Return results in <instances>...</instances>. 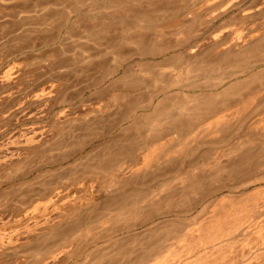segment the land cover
<instances>
[{
	"label": "bare ground",
	"instance_id": "obj_1",
	"mask_svg": "<svg viewBox=\"0 0 264 264\" xmlns=\"http://www.w3.org/2000/svg\"><path fill=\"white\" fill-rule=\"evenodd\" d=\"M88 1L90 0H74L72 3H70L71 13L69 14V21L65 25V28H67L68 27L67 25H69L70 22H72L74 19L75 20L83 19L84 22L85 20H87L86 21L87 23L89 21L88 24L91 28L89 31L91 34L96 35L99 33L98 32L99 31L98 29H100L99 26L105 24L106 19L110 18L111 20L116 19L117 21H119L121 26L124 28L123 32L126 34L125 35L126 37L122 39L124 41L123 42L121 41V43H123L124 45L121 43L119 45L116 44L117 46L109 45V44L107 45L105 49L106 51L105 53H103V56L104 55L106 57H108L109 55L114 56L113 61L115 60L114 63L117 65H115L116 67H114L113 70L111 69V71H109L107 75H105L100 81H98L95 85H93V87L90 88L91 92L98 91V89L102 88L107 83L111 84V86L113 87L115 84L121 82V80H123L126 76L133 74L136 68L151 70L153 68L165 64V62L167 61V59H169L168 57L171 54L176 53L178 50L184 47L186 48L187 42L182 43L180 46L178 45L179 47L176 48L173 47L170 49L166 48V50L163 51L160 50L154 51L153 49L150 50L146 46H144V44L147 43L145 41L150 37L148 38L147 36L148 34L144 33V31L141 30H143L144 28H145L144 30H147L146 28H148L156 33V34L154 33L155 36L158 34L160 37V35H163L165 33L166 29H163V26L162 28L157 26V28L156 27L155 28L157 30L160 29V31H156L153 26H155L156 24L158 25L159 22L167 23L168 22L167 20H172L176 18L179 15V13L181 14V16H183L182 13L185 14L184 16L186 17V19H190V18L193 19L194 16L196 17L198 15L197 13L200 11V10L198 12L195 11L194 10L195 8L192 10V8L190 9L188 7L189 5H187L188 8H186V6L182 9L178 7L179 10H176L177 7H175L176 8L175 11L172 10V12H168V11L164 12L161 11L162 9L160 8L161 7L160 3L162 2V0H96L94 6L89 5ZM202 1L205 3L206 2L208 3L209 1L215 2V0H205V1L201 0V2ZM226 1L227 3H222L223 5L221 4L222 7L219 4L220 2L218 3L215 2L216 3L215 7L218 6L219 8L220 6L222 9L223 7L225 8L228 7L229 5L234 4L236 5L237 8L239 6L245 5L250 0H226ZM203 2L201 3L203 4L202 6H204ZM198 3L196 6L199 5ZM249 4L250 3H248V5ZM159 5L160 7H158ZM211 5L213 4L211 3ZM234 5L233 8L235 7ZM207 7L204 6V8ZM224 8L222 10L219 9L218 10L223 11L225 10ZM103 9H106V11ZM213 9H214V5L213 8L209 10L210 13L211 11L213 12ZM254 9L255 7L252 8V6L250 8H246V10L244 11L245 15L248 16L251 14V16H253L252 13H255L254 11L259 12L260 16L264 14L263 11H259V8L256 10ZM170 13H171V17H167ZM189 16L191 17L187 18ZM219 16L217 15V18H215L216 16L214 18L211 17L210 18L212 20V21L210 20L211 22H204L205 24L209 23L208 25L206 24L207 25L206 30H209L212 27H214L216 19L218 20ZM185 17L184 20L186 21V24L184 23L183 18L182 20L183 23L187 26V20L185 19ZM145 18H147V22H149V19H151L150 22L147 23L145 21L146 20ZM197 18H194V20L198 21ZM260 18L261 17H259V20L262 19ZM252 19L250 20L252 21ZM157 21L159 22L155 23ZM145 22L148 25H146ZM188 22L190 21L188 20ZM256 22L258 21L256 20ZM143 23L145 25H143ZM262 23L261 24L259 23V25H262ZM167 24L165 26L166 28H167ZM181 24L182 22H180L179 25ZM205 24L197 25L198 29L199 28L201 29V26L202 25L205 26ZM169 25L171 24L169 23ZM189 25L191 27L192 24L190 23ZM259 25L258 28L262 29V27H259ZM192 26L195 27L194 24ZM204 26H202L203 28L200 31H197L196 34L194 32L195 35L192 37H195L197 41L193 46L190 47L188 46L189 47L188 50L192 51V49L195 50L199 49V47L201 46L200 44L201 42L199 43L198 40L202 36V34H204L203 33L205 28ZM255 26L252 29H250L251 31L249 30L247 32L257 31ZM182 27H183L182 30H184L185 27L184 26ZM224 27L225 28L222 29L223 31L225 30L224 33L222 31H218L221 28L217 30L219 34L217 33L215 34L212 32L210 34L208 33L207 34V36L209 35L208 39L209 40L212 39L211 41L213 42V40L215 41L221 38V40L219 39L221 43H219V41L215 43H219V46L223 44L226 41L223 40L224 39L223 35H225L228 29V28L226 29L227 26L224 25ZM140 28L142 29L140 30ZM168 29L169 30L167 31L173 32L172 30L170 31L169 27ZM196 29H194V31H196ZM253 29L256 30L252 31ZM214 30L215 28H213L212 31L214 32ZM259 30L260 29H258V31ZM148 31L149 30H147V32ZM167 31L166 34L168 33ZM245 32H246L245 30L242 31V29L240 30V28H238L237 30L234 28V30H232L231 33L230 32L228 33L232 34V36L234 35L236 40H238L240 43V40L246 41L247 37L244 34ZM260 32L261 31L254 33L259 35ZM221 33H223V35ZM185 34L187 35L186 32ZM252 34H250L251 37L254 38L258 37L256 35L252 36ZM184 35L182 34V39L184 37H185L184 39L188 37ZM163 36H165V34ZM207 36L205 37L207 38ZM250 36L249 38H251ZM206 38L204 39L207 40ZM234 39H231L229 41L233 40L234 42ZM187 40H189V38H187ZM231 43L226 42V44L224 45L225 47L223 46L222 55L214 63L202 67L198 66V68L196 66L195 67L189 66V68L184 69L186 75L189 76L194 75L195 78L218 79L219 81L218 83H216L215 85L213 83V86L211 88L209 87L212 90V92L220 90L226 84H229L228 82H232L234 80H237V82H239L240 79L244 80L248 77H251V79L254 77L257 78L256 76H258V74L262 73L263 72L262 70H264V50L259 51V48H257L258 50L254 48L256 50L254 51L252 48L253 51H251L249 54H247L246 51H242L240 49L236 50V52H231L230 50L232 49L233 46V45L231 46ZM131 44L135 45L136 47L133 50L131 49L125 52L126 47L124 48V46L127 45L128 47L129 46L132 47ZM260 44H257L256 47L263 46L262 42ZM216 46H218V44ZM225 48L227 50H225ZM188 50L185 49V51ZM194 51L191 53H195ZM105 56L104 58H106ZM222 66H228L231 68L233 67L232 69L233 72L230 76H227L228 78H225L222 74L221 75L218 74L219 72H221L219 70ZM53 87L54 85L50 86L49 88L41 89L39 93H36L34 95L35 98L41 99L51 96L53 94V89H54ZM175 92H185V88L169 86V87H162L160 89L152 90L151 92L149 91L148 95L146 94L143 95L144 97L149 96L147 102L142 101L145 100V98L142 95L140 96L142 99L141 98L139 99V97L138 99L133 96L131 97L130 89L126 90V94L124 95V97L120 96L121 94L119 93H111L109 95L110 98H109L108 107L114 109L123 108L124 111L119 115L117 122L107 128L108 130L102 128L101 126L102 123L100 119L97 120L98 114L92 112L91 115H89L81 123H76L69 125L67 127H63L59 132L58 131L57 133L54 132L55 138L53 137V140L51 141L49 140L48 142L44 141V138H47L46 133H49L46 130L47 127L45 128L44 126L42 128L30 127L27 128L25 131L23 129L24 132L22 131V133L19 132L20 134H12L5 141L3 139L4 142L0 143V169L6 168L8 170L7 173L5 174V179L2 182H0V188H3L5 186L12 187L15 185H19L21 192L26 191L29 192L30 195L32 193V198H33V199L31 198L33 201L31 205L33 206L29 207L30 206L29 204L28 206L29 209L21 213L20 217L18 218L16 217L17 218L16 222L14 220L15 224L17 222H21L22 220L28 219L29 221L31 220L30 224H28V228L29 226H31L32 228V226L34 227L44 223H46L47 225L48 222H51L50 221L51 218H54L52 216H55L52 214L51 216H49L47 214L50 208L64 206V205L65 206L71 205L73 207L75 206L85 207L89 204L91 200L94 199L95 196L101 195L109 200V203L111 204L107 206L109 209L107 208L106 212L102 210L104 213L103 212L100 213L101 216L100 215L98 216L94 213L97 219H95L94 221L90 220L91 223L88 220L90 219L92 213L89 215V218L85 216L88 219V220L86 219V221H88L86 222L87 224L82 223L81 225L80 223V226H84V227L78 226L80 229L77 228L75 225L74 227L77 228L78 230H76L75 233L70 231L72 233L70 235V238H68L70 240L71 237L73 236L72 243L71 240L70 242L66 241V244L72 245L73 242L75 243L78 240H79L78 242H83L84 239L85 241L87 239H91L92 241L88 240L89 242H91L90 245H88L89 247L94 246L102 249L104 248H109V249L111 248L110 250L113 249L114 253H110L109 252L110 250L105 251L106 252L105 256L107 255V258L105 256L104 257L101 256V254L98 255L97 253L98 257L101 256L102 258L99 261L95 260L97 261L96 264H197L198 261L200 262L202 258H205L208 255L217 256V255L225 254L226 252L229 253V251L233 250L234 249L233 243L236 242V241L234 242V240L236 239V237H238L237 236L238 234L240 235L241 233L247 231L245 230L246 227L247 229L250 230L252 229L257 233L259 238L258 247H261L262 244H264V191L259 192V194H256L257 196L255 195L256 198L252 199V202L245 203L241 208L237 210L231 211L234 208H236L233 207V209L231 210L228 209V211L227 210L219 211L217 209L220 208L222 209V206L220 204L225 200L222 199L221 201L219 199L213 202L214 201L213 198L219 196L220 194H223L226 190H229L230 192L231 187H222L219 189L217 188V190H209L210 188L209 187L207 188L208 183L211 182L213 183L217 179V177L219 176L221 177L222 175L224 176L227 175L229 177L234 173H236L235 171H238L237 169L239 167L235 170L234 167L231 169V166L233 165L231 166L229 165V167H227L228 165L223 166L222 164L224 163L221 164V162H224L225 160L223 161L222 158L224 159V157H226L225 159L227 160L228 157L229 160L230 159L229 157H232L231 155H233L232 159H234V162L236 160V162L239 163L241 158L244 159L245 156L249 157L248 152L246 151L247 147L245 146L247 145L245 144L247 140L245 141L244 139L243 140L241 139V141H244L245 143L242 145H240L241 143H237L239 145L235 148H233L232 145H231L232 148H230V145L227 144L228 145L227 147L229 148H227L228 150L226 151H228V153L226 152L227 154L225 153L219 154L220 156L216 155L218 156V158H216V156L215 158L214 157L212 158L213 160L215 159L214 162H210L209 158H205L206 154L204 156L201 154V156L204 157V159L209 160V162L207 160L202 161L203 158L201 157L202 158L201 163L200 162L192 163L193 161L191 160L196 154L195 153L196 150H198L200 146L198 144L197 146L199 147L192 148V143H191L192 140L190 139L188 141L191 142H186L187 144L185 142H184L185 144H183L182 139L181 141L178 140V137L181 138L187 135V132L190 131L187 125H186L187 127L180 125L179 122L183 121V119L180 118L181 120L178 121L179 119L176 116H174V118L176 117L177 119H174L172 114L169 115L172 116L171 118H173V120L171 119L170 121L173 122L172 123L169 122L171 124L170 125L171 127H169L168 129H165L161 124L162 116L159 115V112L155 116H151V117L147 116V118H145L147 119L145 123H140L142 121L139 122L140 118H142L140 117L138 120L139 114L142 115L141 113L144 114L147 112L150 113V111L153 112L154 109H156L157 107L156 104L159 99L161 100L162 97L167 98V96ZM125 99H127V101L122 102ZM243 104L244 103H242V106ZM97 107H98L97 109H99L100 114L102 112H108L102 110L103 108L102 104H100ZM257 107L259 108V106ZM158 109L159 106L157 110ZM69 110H72V103L71 104L67 103L66 105L62 106L61 110L59 111L60 114L59 116L65 117V115L68 113ZM196 111L197 109L195 110V112ZM225 111L224 112L220 111V113L218 112L219 114H216L215 118L213 117L214 118L213 123L215 125H219L222 122L225 123L224 121L227 122V120H229L227 118L232 116L231 115L232 113ZM155 112L157 111L155 110ZM181 116L182 114L180 113L178 117ZM32 117L30 119H32ZM149 117L150 118L153 117V119L150 120ZM261 117L260 120L264 122V118L261 119ZM167 119L169 118L167 117ZM177 122L179 123L178 125ZM246 124L247 122L245 123V125ZM262 125L264 127V123ZM185 128L188 130L185 135L181 136L180 134L183 132V129ZM242 128H244V126ZM129 129L130 130L132 129L131 131H133L134 133L133 137H131L129 140L126 139V141L125 140L119 141L115 139V136L116 134L119 133L118 132L119 130L122 131L126 130V132H128L127 130ZM130 130L129 132H131ZM126 132L123 133L126 134ZM175 135H178V137ZM183 139L184 141H187L185 140L184 137ZM241 141L240 139L238 140V142ZM188 143H190L191 146H189ZM249 143L250 142H248V144ZM217 152L219 153V150ZM249 152H251V149ZM245 153H247V155ZM234 156H236V158ZM220 158L222 161L220 160ZM227 163L229 164V162ZM239 165H244V164L240 163ZM241 167L239 168V172L242 171ZM235 175L237 176V174ZM243 187L246 186L244 185ZM206 188L208 191L205 190ZM196 198H200L197 199L198 200L197 205L195 207H193V204L192 206H190L191 202ZM219 206L221 207L219 208ZM94 214L92 216H94ZM205 214H206V218L203 219L202 222H196L198 216H199L198 218L199 220L200 217ZM39 216H42L44 218L39 220L38 219ZM94 217L92 218L94 219ZM9 218L8 217L4 218V214L0 215V222H1L0 227H2L0 228V235L2 237H9L10 239L12 236H14L16 233H18L21 230L13 231L10 233L5 232L3 228L12 222L11 221L12 219ZM185 221H187L188 223L190 222V224H188ZM180 223L181 225L187 223L189 226L186 224L187 228L183 227L184 229L178 231L179 228L176 229L175 227ZM171 228H175V231L174 229L172 230ZM26 230L29 232L27 228ZM97 230H100V232L96 233ZM143 237L145 238L148 237V239L150 238V240L147 239L148 241L145 243L142 242L137 243ZM81 238H84L83 241H81L82 240ZM144 239L142 241H144ZM88 241L86 242L87 244ZM250 241L251 239L249 240V242ZM123 245H126V247H124ZM241 247L243 249V246ZM63 248H65V246ZM90 251H88V253H90ZM234 252L233 254H235ZM108 254H110L109 257ZM244 255L242 254V257H239L241 258V260L239 259L238 261H240L241 264L242 262H244L242 261L243 259H245L244 257H247L246 255L245 256ZM219 257H221L222 260V256ZM253 258H249L247 259V261L245 259L246 261L245 264L247 262H248L247 264H264V257L261 258V255L258 256L256 255V257ZM56 259L57 258H55V260ZM217 259H213V260L217 262ZM224 259L225 258H223V260ZM52 260H51L52 262L51 264L53 263L55 264L56 261L54 259ZM213 260L211 262L205 259V262L206 263L209 262L207 264H217ZM252 260H254V262ZM226 261L228 262V260ZM91 262H93V260ZM221 262H222L221 264H225L223 263V261ZM228 263L230 264L231 260Z\"/></svg>",
	"mask_w": 264,
	"mask_h": 264
},
{
	"label": "rangeland",
	"instance_id": "obj_2",
	"mask_svg": "<svg viewBox=\"0 0 264 264\" xmlns=\"http://www.w3.org/2000/svg\"><path fill=\"white\" fill-rule=\"evenodd\" d=\"M73 1L74 0H0V133H3L0 134V143L4 142L12 134H20L19 132L22 133L23 129L25 131L30 127L42 128L43 126L45 128L47 127L46 130L49 132L46 133L47 138H44V141H51L53 140V137L55 136V133H57V131L59 132L63 127L81 123L84 119L91 115L92 112L98 114L97 120L100 119L102 128L107 129L109 126H112L117 122L119 115L124 111L123 108L114 109L108 107L110 98L109 95L111 93H119L121 94L120 96L124 97V95L126 94V90L130 89L131 97L133 96L137 99L139 97L140 99L141 95H148L149 91L151 92L152 90L160 89L162 87H183L185 88V92H175L167 96V98L162 97L161 100L159 99L160 102L159 100L157 101V107L153 112L150 111V113L147 112L144 114L141 113L142 115L139 114L138 120L140 117H142L140 118L139 122L142 121L140 123H145V121H147V119H145L147 118V116H155L159 112V115L162 116L161 124L165 129H168L169 127H171L170 123L173 122L170 120H173L174 116L179 119L178 121L183 119V121L179 122L180 125H183L185 127L188 126V129H190L189 132L191 133L187 132L188 129L185 128L180 134L181 136H183L187 132V135L183 136L187 141H184L183 137L180 138L178 137V135L175 136H177L178 140L180 141L182 139L183 144H185L186 142H191L188 141L189 139L192 140V148H197L200 146V148L198 149L199 151L196 150L195 152L197 155H194V157H197H193L191 160L193 161L192 163H201L204 160L206 161L207 159H204L201 154L203 156L206 154L205 158H209L210 162H214L215 159L213 160L212 158H215L216 155L220 156L219 154L228 153V151H226L228 150L227 148H229L227 147L228 145H230V148H235L239 145L237 143H241L240 145L244 144L245 142L241 141V139H244L245 141L247 140V142L245 143L247 145H250L251 143L250 146L245 145L247 147L246 151L248 152L249 157L245 156V158L243 157L244 159L241 158L239 163H237L236 160L234 162V159H232L233 155H231L232 157H229L230 161L228 160V157L227 160L225 159L226 157H224V159L221 157L223 161L225 160L229 162V164L225 161L221 162L222 160L220 158L221 164L224 163L222 164L223 166L228 165L227 167H229V165H233L231 166V169L234 167L235 170L238 167L240 168L242 166V171L239 172L238 168V171H235L236 173L233 174L234 176L231 175L228 177L227 175H222L223 177L219 176L220 178H215L216 180L214 179L215 181L213 183H208L207 188L209 187V190H217V188L219 189L222 187H231L230 189H233L232 191L230 190V192L229 190H226L223 194H220L219 196L213 198V202L219 199L221 201L222 199L225 201L227 200L226 202H221L220 205L222 206V209L220 208L221 206H219L220 209L217 210L228 211V209L231 210L233 209V207L236 208L231 211L237 210L241 208L245 203L252 202V199L256 198V194H259V192H263L264 127L262 124L264 122L260 120V117L262 116L261 119L264 118V70H262L263 72L256 76L257 78H243L244 80L240 79V81L238 80L239 82H237V80H234L232 82H228L229 84H226V87L224 86L223 88H221V91L218 90L212 92L210 88L213 86V83L215 85L219 82L218 79L195 78L194 75H192L193 77L186 75L184 69L189 68V66H196L198 68V66L202 67L214 63L222 55L223 46L226 44V42L234 43H231V46L233 45L232 49L230 50L231 47L229 48L231 52H236V50L240 49L242 51H246L247 54H249L253 50H258L257 48H259V51L264 50V23H262L264 22L262 21L264 20V17H262L264 16V14L260 16L259 12L254 11L259 8V11L264 12V0H250L245 4L246 6L243 5L237 8L234 4V8L233 5H229L230 7L227 5L228 7H223L225 9L223 11L219 10L223 9H221L223 5L222 3H227L226 0H223L226 2H223L222 0H215L216 3L220 2L219 4L221 7L219 6L218 8V6H216L219 10L215 7V2L209 1L208 3L211 2L214 5L215 10L213 9V12L215 13H213L212 11L210 13L209 11L213 8V5H211V3L208 4L207 2L205 3L202 1L205 7L208 6L207 8H204V6H202L203 4H201V0H162V2L160 3L161 7L160 5L158 7L162 9L159 10L164 12H172V10L175 11V7H177L176 10H179V8L182 9L185 6L186 8H192V10L195 8V11L198 12L200 10L201 12L199 11L200 13H197L199 16L197 14L196 17L194 16V18L198 17V21H195L193 16V19L190 18L191 16L187 17L190 19H186V17L184 16L185 14L182 13V15L187 20V26L185 25L186 21L184 20V17L181 16L180 13L176 18L167 20L171 25H169L168 22V24L166 22H155H159V24H154V28H157V26L162 28L163 26V29H166L167 31L169 30V27L170 31L172 30L174 32L173 33L167 31L168 33L166 34L165 31V36H163L164 34L160 35V37L158 34V36H155V32L151 31L150 29L146 28L147 30H149L148 32H150L148 33L147 30H144L145 28L143 30H141L142 28H140L141 31H144V33L148 34V38L150 37L145 41L147 43L144 44V46H146L150 50L153 49L154 51H163L166 50V48H176L184 42H187L186 48H184L188 50V48L190 46H193L197 41L196 38L192 36H194L196 32L200 31L203 28L202 26H204L202 25L201 29H198L197 25L205 24L204 22H211L212 20L210 18H214L215 16V18H217V15H220V18L218 17V20L216 19V27L214 25V27L209 30H206L209 23H206L207 25L205 24L203 32L204 34H202V38L200 37L198 40L199 43L201 42V46L198 50L192 49V51H185V49L182 48L178 50L179 52L177 51L176 53L171 54L173 56L170 55L168 57L169 59H167V61L163 65H160L151 70L136 68L133 74L126 76L123 80H121V82L115 84L113 87L111 86V84L107 83L102 88L98 89V91L93 92L90 91V88L93 87V85H95L98 81H100L105 75H107L109 71H111V69L113 70V68L116 67L115 65H117L114 63L115 60L113 61L114 56L109 55L108 57H106L104 55L107 59L104 58L103 53H105L107 45H119L121 41H124L122 39L126 37V34L123 32L124 28L121 26L120 22L116 19L111 20L110 18L106 19L105 24L99 26V33L96 35L90 33L89 30L91 28L88 24L89 21L87 23V20L85 19L84 20L86 23L83 21V19H74L72 22H70L69 25H67L68 27L65 28V25L69 21V14L71 13L70 3H72ZM197 1L201 3H198ZM95 2L96 0H90L88 1V4L94 6ZM197 3L199 4V7L196 6ZM248 3L250 4L248 5ZM256 4L259 6H257ZM187 5L189 6L187 7ZM251 6L252 8L255 7V9L253 10L255 13H252L253 16H251V14L246 16L244 11L246 10V8H250ZM205 9L207 12L205 11ZM103 10L106 11V9ZM167 17H171V13ZM259 17H261L262 19L260 18L261 20H259ZM182 18L185 24L183 23ZM145 19L144 20L147 22V18ZM250 19H252V21ZM150 20L151 19H149V22ZM177 20L182 22V24L179 25L180 22H178ZM188 20L190 22H188ZM256 20L258 22H256ZM188 23H191L192 25L194 24L195 27H193L192 25L190 27ZM259 23H262L263 26L259 25ZM145 24L143 23V25ZM166 24L167 28L165 27ZM224 25L227 26L226 29L228 28L225 35H223L225 30H222L223 28H225ZM238 25L242 27H239ZM253 25L257 26H255L257 31H254L256 29H253L252 31H254L255 33L261 31L259 35L255 34L254 32H247L254 27ZM258 25L259 27H262V29L258 28ZM182 26L185 27L184 30H182ZM244 26L245 28L247 26L248 29H245ZM156 28V31H160L159 28V30H157ZM213 28H215L214 32L212 31ZM234 28L236 30L238 28H240V30L242 29V31L245 30L246 32L244 34L248 39L246 38V41L244 40L245 42L240 40L239 43L234 35L232 36V34L228 33H231ZM194 29H196V31H194ZM258 29L260 30L258 31ZM217 30L223 32L221 34L223 35L224 39H222L226 40L224 43L222 42L223 44H221L222 46L220 45L221 47L219 46V43H221L219 39L221 40V38L215 41L213 40V43L211 41L212 39H208L209 35L207 36V34H210L211 32L219 34ZM185 32L187 33V35L185 34ZM249 33H253L252 36L256 35L259 37V39L258 37H251ZM182 34H185L186 37L188 36L187 38H189V40H187V38L184 39L185 35L182 39ZM246 34L251 38H249V36H247ZM204 35L207 36V38ZM203 37L207 40H205ZM231 39H234V42L233 40L229 41ZM217 41H219V43H215ZM261 42L263 43V46H261L262 48L259 45V47H256L257 44H260ZM215 44H218V46H216ZM135 47V45H132V47H128L126 45L124 46L125 52L131 49L133 50ZM254 48H256V50ZM225 50L227 49L225 48ZM190 51H194L195 53H191ZM222 67V70L221 68L219 70L221 72L217 73L220 75L222 74L225 78H228L227 76H230L233 72V67ZM53 85L54 89L51 96L41 99L35 98L34 95L36 93H39L41 89L49 88ZM144 98L146 101H142L147 102L149 96H146ZM252 98L254 101L252 100ZM126 101L127 99L122 102ZM65 103H72V110H69V114L67 113L65 117L59 116V111L61 110L62 106L66 105ZM242 103H244L243 106ZM100 104L103 105L102 110L108 112H102L100 114L99 109H97V106H99ZM178 105L180 108L178 107ZM158 106L159 109L157 110ZM257 106H259V108ZM193 109H197V111L195 112V110ZM155 110L157 112H155ZM189 110H191L192 112ZM220 111L230 112L232 113V116L227 118L229 119L227 120V122L224 121L225 123L222 122L219 125H215L213 123V119L216 117V114L220 113ZM180 113L182 114V116L178 117ZM171 114L173 118H171L172 116H169ZM166 116L169 119H167ZM31 117L32 119H30ZM176 117L174 119H177ZM151 119H153V117L150 118V120ZM246 120H248L249 122ZM257 120L260 123H263L260 124ZM246 122L247 124L245 125ZM179 123L177 122V125ZM243 126L244 128H242ZM129 130H127L128 132H126V130H119V133L117 132L118 134H116L115 139L119 141H126V139L129 140L134 135L133 131H131L132 129L130 130L131 132H129ZM123 132H126V134ZM193 139H196L195 142ZM239 139L241 142H238ZM234 142L236 145L234 144ZM248 142L250 143L248 144ZM188 144L189 146H191L190 143ZM198 144L199 146H197ZM248 148L249 151L251 149V152L248 151ZM218 150L219 153L217 152ZM245 154L247 155V153ZM218 156H216V158H218ZM210 157L212 160L210 159ZM234 157L236 158V156ZM209 160L207 161L209 162ZM240 163H243L244 165H239ZM7 170L8 169L6 168L0 169V182L5 179ZM235 174H237V176ZM244 185L246 187H243ZM207 188L205 190H207ZM27 193L29 194V192L26 191L21 192L19 185H15L12 187L5 186L3 188H0V215L4 214V218L10 217L9 219H12V222L4 227L3 230L8 233L21 230L10 239L9 237H2L0 235V264H51L53 262L52 259L55 260V258L58 259L55 260L56 262L54 261L55 264H96L97 261L102 258L101 256H105V251H109L111 249H102L94 246L89 247L88 245H90L91 242H89L88 240H92L87 239L85 241L84 238H81L82 240L80 239L81 241H83L84 239L83 242H78V240L76 241L77 243L73 242L72 245L66 244V241L70 242V240L72 243L73 236L70 240L68 238H70L72 232L75 233L76 230H78L77 228H79L78 226H80V223L81 225L82 223H86L88 221L91 223V221L97 219L95 214L101 216L100 213H102L103 211H107V206L111 204L106 197L101 195L95 196L94 199L91 200L85 207H73L71 205L52 207L49 209L47 214L49 216H51V214L55 216H52L54 218H51V222H48L49 224L47 223L46 225V223H44L38 226H32V228L31 226H29L28 228V224H30L31 222V220L29 221L28 219L22 220L21 222H17L15 224L17 218L20 217V214L29 209V204V207L33 206L31 205L33 202L32 193L31 195L29 194L30 196ZM26 194L29 196V198ZM197 199L200 198H196L195 200H193L194 202L192 201L190 206H192L193 204V207H195L198 203ZM90 214L91 216L88 220L87 218H89ZM93 214L95 217L92 216ZM202 216L200 217L201 220H198V216L196 222H202V220L206 218V214ZM92 217H94V219ZM43 218L44 217L42 216L38 217L39 220ZM86 219L88 221H86ZM186 224H184V226L180 223L179 225H176L175 228H179L178 231H180L184 229L183 227L187 228V225L190 224V222L187 225ZM75 225L77 228L74 227ZM26 228L28 230L31 228L32 230L30 229L28 232ZM175 228L171 229H174L175 231ZM245 230L247 231L241 233L240 235H237L238 237H236V239L234 240V242H236L233 243L234 249L233 247V250L230 249L231 251H229L228 249L229 253L226 252L225 254L217 255L218 257L215 255H208L205 258H202L203 261H198L197 264L206 263L205 259L212 262L213 259L217 258L219 259H217V262L213 260L217 264H221V261H223V263L225 264H229L228 262H230V260V264H241V262L238 261L239 259L241 260V258L239 257H242V254L246 255L247 253L248 254L246 256L249 258L256 257V255H261V258L264 257V244H262V248L258 247L259 238L257 233L252 229H247V227L245 228ZM97 232L99 233L100 230H97L96 233ZM248 235H250L251 237ZM144 238L145 237L141 238L137 243H145L150 240V238L148 239V237H146L145 241ZM143 239L144 241H142ZM247 239H251V241L249 242V240ZM243 240L247 242L245 243ZM87 241L88 244L86 243ZM61 243L67 250L63 248L64 246ZM254 244H256L257 246ZM123 246L126 247V245ZM241 246H243V249ZM67 247L69 248V250ZM61 248H63L65 251ZM88 251H90V253H88ZM109 252L114 253L113 249ZM233 252L235 254H233ZM97 253L98 255L101 254V256L98 257ZM109 255L110 254H108V257ZM219 256H222V260ZM105 257L107 258V255ZM247 257L244 258L246 259ZM223 258H225V262ZM245 259L242 260L244 261L242 262V264H245V262L247 261V259L246 261ZM92 260L93 262H91ZM226 260H228V262ZM252 261L254 262V260Z\"/></svg>",
	"mask_w": 264,
	"mask_h": 264
}]
</instances>
